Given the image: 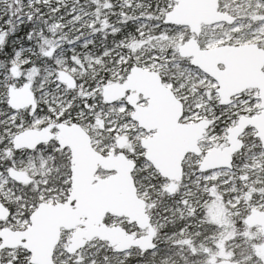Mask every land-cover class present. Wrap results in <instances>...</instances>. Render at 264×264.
Here are the masks:
<instances>
[{"label": "snow or ice", "instance_id": "snow-or-ice-1", "mask_svg": "<svg viewBox=\"0 0 264 264\" xmlns=\"http://www.w3.org/2000/svg\"><path fill=\"white\" fill-rule=\"evenodd\" d=\"M0 264H264V0H0Z\"/></svg>", "mask_w": 264, "mask_h": 264}]
</instances>
